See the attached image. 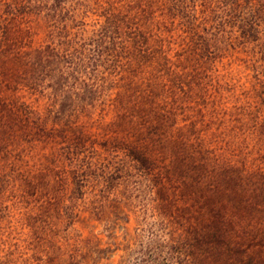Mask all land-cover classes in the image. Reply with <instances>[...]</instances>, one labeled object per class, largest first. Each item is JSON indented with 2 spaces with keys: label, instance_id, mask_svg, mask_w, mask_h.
Listing matches in <instances>:
<instances>
[{
  "label": "rangeland",
  "instance_id": "374dc122",
  "mask_svg": "<svg viewBox=\"0 0 264 264\" xmlns=\"http://www.w3.org/2000/svg\"><path fill=\"white\" fill-rule=\"evenodd\" d=\"M0 264H264V0H0Z\"/></svg>",
  "mask_w": 264,
  "mask_h": 264
}]
</instances>
